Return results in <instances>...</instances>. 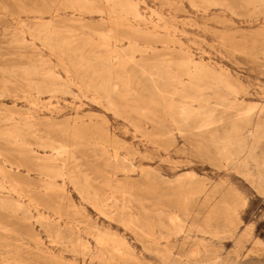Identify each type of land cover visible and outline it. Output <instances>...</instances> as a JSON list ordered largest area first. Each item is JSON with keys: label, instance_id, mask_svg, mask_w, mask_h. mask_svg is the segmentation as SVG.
<instances>
[{"label": "rangeland", "instance_id": "1", "mask_svg": "<svg viewBox=\"0 0 264 264\" xmlns=\"http://www.w3.org/2000/svg\"><path fill=\"white\" fill-rule=\"evenodd\" d=\"M0 186V264H264V0H0Z\"/></svg>", "mask_w": 264, "mask_h": 264}, {"label": "bare ground", "instance_id": "2", "mask_svg": "<svg viewBox=\"0 0 264 264\" xmlns=\"http://www.w3.org/2000/svg\"><path fill=\"white\" fill-rule=\"evenodd\" d=\"M109 2H112V1H109ZM114 2V1H113ZM112 4V3H111ZM67 44V43H66ZM190 65V64H189ZM196 65V64H195ZM197 66V65H196ZM29 70V69H28ZM182 85V84H181ZM104 87V86H103ZM105 87H107V86H105ZM104 87V88H105ZM103 89V88H102ZM106 91H107V89H106ZM247 124V123H246ZM236 126V130H239V128H238V126H240V125H235ZM241 127V126H240ZM251 138H252V136H251ZM57 155H58V153H57ZM0 188H1V186H0ZM3 188V187H2ZM1 190V189H0ZM3 203V202H2ZM102 206V205H101ZM103 207V206H102ZM101 212H102V210H101ZM100 213V212H99ZM112 220V219H111ZM113 222V221H112ZM108 239V238H107ZM80 240V239H79ZM76 241V240H75ZM83 241V240H82ZM80 242V241H79ZM79 242H77V243H79ZM83 243H84V241H83ZM80 245V244H79ZM85 246V245H84ZM124 246H125V244H124ZM85 249V248H84ZM131 249V248H130Z\"/></svg>", "mask_w": 264, "mask_h": 264}]
</instances>
